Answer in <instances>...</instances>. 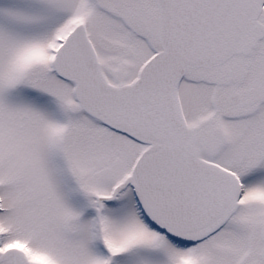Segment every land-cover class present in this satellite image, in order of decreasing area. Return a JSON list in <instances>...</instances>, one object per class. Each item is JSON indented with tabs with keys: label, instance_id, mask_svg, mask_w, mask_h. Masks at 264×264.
<instances>
[{
	"label": "snow or ice",
	"instance_id": "6c2138e0",
	"mask_svg": "<svg viewBox=\"0 0 264 264\" xmlns=\"http://www.w3.org/2000/svg\"><path fill=\"white\" fill-rule=\"evenodd\" d=\"M0 264H264V0H0Z\"/></svg>",
	"mask_w": 264,
	"mask_h": 264
}]
</instances>
